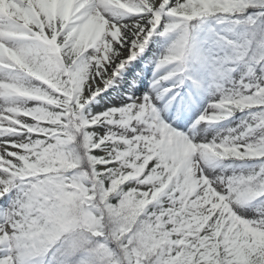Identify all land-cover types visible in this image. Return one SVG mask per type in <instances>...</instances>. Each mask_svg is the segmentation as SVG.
<instances>
[{
    "label": "snow or ice",
    "instance_id": "obj_1",
    "mask_svg": "<svg viewBox=\"0 0 264 264\" xmlns=\"http://www.w3.org/2000/svg\"><path fill=\"white\" fill-rule=\"evenodd\" d=\"M0 264H264V0H0Z\"/></svg>",
    "mask_w": 264,
    "mask_h": 264
},
{
    "label": "rangeland",
    "instance_id": "obj_2",
    "mask_svg": "<svg viewBox=\"0 0 264 264\" xmlns=\"http://www.w3.org/2000/svg\"><path fill=\"white\" fill-rule=\"evenodd\" d=\"M240 27H245V26L244 25H241ZM151 68H152V65H148L147 68H146V70H145L144 76L146 78L144 79V88H146V86H147V84L149 82V79L152 76ZM137 87L139 88V87H141V85L138 83L137 84ZM193 119H195V117H193ZM222 123H227V122H222ZM211 127H213V126H210V129H211ZM214 127H217L218 128V127H220V125H216ZM225 163H228V162L226 161Z\"/></svg>",
    "mask_w": 264,
    "mask_h": 264
}]
</instances>
